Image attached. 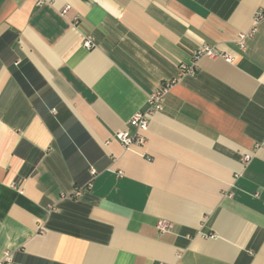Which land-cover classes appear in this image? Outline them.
<instances>
[{"label": "crops", "instance_id": "1", "mask_svg": "<svg viewBox=\"0 0 264 264\" xmlns=\"http://www.w3.org/2000/svg\"><path fill=\"white\" fill-rule=\"evenodd\" d=\"M37 2L0 0V263L264 264V0Z\"/></svg>", "mask_w": 264, "mask_h": 264}, {"label": "built area", "instance_id": "2", "mask_svg": "<svg viewBox=\"0 0 264 264\" xmlns=\"http://www.w3.org/2000/svg\"><path fill=\"white\" fill-rule=\"evenodd\" d=\"M46 0H38L37 4L40 5ZM67 9L63 12L65 13ZM264 18V6L260 7L254 13L255 22L258 23L260 20ZM79 23V18L76 17L74 19V24ZM253 31L250 33H241V39H245L248 35H252ZM84 46L87 48H93L96 46L95 39L93 35L86 34L84 36ZM201 55H208L210 57H217V56H224L228 60H232V57L228 55L222 54L218 52L215 48L211 47L210 45L204 44L201 47H198L194 51V56L199 57ZM196 71L194 66H188L186 64L181 65L180 72L182 74H194ZM176 80H166L159 87L154 89L149 96V107L144 111H137L131 118V124L136 128L135 132L132 133L129 130H120L117 131L116 137L117 139L123 144V146L127 149L133 146H144L148 142V131L150 127L151 117L164 109V100L166 95L171 91L172 87L174 86ZM252 158L250 153H246L243 156V162L248 163ZM92 174L96 173L95 169H92ZM81 194V190H76V195ZM171 227V223L165 219H161L158 222V229L162 232L169 231ZM14 256L10 251H6L4 257L0 264H13ZM169 264V263H163Z\"/></svg>", "mask_w": 264, "mask_h": 264}]
</instances>
